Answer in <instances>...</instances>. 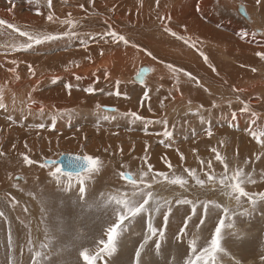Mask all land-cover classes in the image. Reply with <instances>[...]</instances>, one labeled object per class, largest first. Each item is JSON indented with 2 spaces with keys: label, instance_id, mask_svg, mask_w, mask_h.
I'll return each mask as SVG.
<instances>
[{
  "label": "snow or ice",
  "instance_id": "1",
  "mask_svg": "<svg viewBox=\"0 0 264 264\" xmlns=\"http://www.w3.org/2000/svg\"><path fill=\"white\" fill-rule=\"evenodd\" d=\"M29 4L36 6V15H43L40 10L42 7L47 8L46 20L50 23H58L64 30H47L41 28H30L29 26H21L4 19H0V34L4 30H11V34H16L19 39L11 43V45H3L6 49L2 54L5 56L20 53L27 54L33 51L37 46L65 42L70 45L73 41L79 43L81 47L87 51L91 42L99 43L103 41L107 43H123L128 46L130 41L122 34L118 33L111 24L100 33L81 32L78 31L80 22L73 18L71 13L63 19L55 13L53 0H44L41 4L40 0H28ZM219 0H217V3ZM11 12L15 7L13 0H9ZM88 3L94 5L95 0H88ZM159 5V0H156ZM255 5L264 9V0H255ZM79 7L84 9L85 5L80 4ZM238 11L247 12L244 5L241 4ZM162 22L170 21V17H158ZM163 31L175 37L177 40L183 41L188 47L195 49L202 57L205 63H209L207 55L201 51L199 44L202 41L193 39L191 36L181 35L173 31L167 23L162 24ZM186 31V26H184ZM264 37V32L257 31H241L239 38L241 40L256 42L257 46L264 48V41L257 40V36ZM133 47H139L133 44ZM148 56L153 54L147 49H140ZM103 51H101V55ZM255 55L260 61H264V51H257ZM90 59V57H89ZM153 59L155 57L153 56ZM12 67L7 71L17 80L20 78L17 69L20 61L12 59L8 61ZM78 66V65H77ZM2 67V65H0ZM174 78L178 79L180 73L192 80L197 86H202L200 80L191 73L184 71L182 68L174 67L169 63L166 65ZM212 71L216 69L209 64ZM256 72V68L251 69ZM27 71L35 76V70L31 63L27 64ZM151 71L148 68H142L136 73L135 81L141 85H145L144 77ZM104 78L108 79L105 71ZM75 79L79 81L80 76ZM97 83L99 77H97ZM71 90V84L66 85ZM146 87V86H145ZM116 91H109L108 95H121L120 81L115 83ZM159 89H157L158 91ZM85 92L93 94L95 87L84 89ZM149 89L143 93L145 100L150 99ZM208 91L207 88L204 89ZM233 92H239L240 89L233 88ZM29 99L31 96L29 95ZM221 100L223 97L220 98ZM236 100L242 107L241 114H248L249 122L245 131L252 139L264 149V125H257L259 114L252 110L250 101L241 99L239 95ZM35 103V101H32ZM163 103V101H161ZM228 107L231 108L232 101L228 100ZM191 101H189V106ZM98 113H115V108H102L97 105ZM220 104L213 100L211 108L216 109ZM0 109L8 112V105L4 101V89L0 87ZM149 112L152 111L149 107ZM204 112L209 113L206 118ZM31 110L25 112L21 109V119L26 120L31 115ZM43 106L39 109V116H44ZM191 115L199 119L201 125H207L205 128L209 138L212 137L213 131L211 127V110L205 109L204 105H199L194 111L189 107L186 115ZM58 116L66 114L59 113ZM57 115L51 117V127L55 128ZM124 118H131L135 123L140 121L144 124V131L147 133L149 124H159L162 131L156 133L162 136L161 143L165 141L171 142L174 139L175 125L169 128V121L166 118L157 120H148L137 112H124L120 114ZM237 112H231L230 127L238 128ZM100 119L105 121L115 120V115L102 114ZM5 119L12 124L17 121L13 115L8 114ZM256 125V127H253ZM21 126H24L21 124ZM37 129H44L46 125L39 123L34 125ZM193 135H196L195 129H192ZM171 147V143L166 144ZM16 147L15 144L12 145ZM27 149L28 145L25 143ZM214 154L215 162L222 168L217 171L213 166V160L207 161L199 159L200 169L183 167L177 172L171 162L165 157L164 164L168 171L155 170L153 165L148 162L147 154L143 158L144 166L138 168L135 172L120 170L116 173V185L104 191H92L89 180L93 174L98 173L103 167V161L91 154H83L75 157L74 161L69 163V167L75 171L64 172L55 160L44 159L37 161L26 153H20L22 163L26 166L38 164L41 169H48L49 177L56 184L58 189L65 193H73L76 199L73 201L79 204L82 209V216L87 217L92 222V228L85 225L84 228L76 229L70 239H62L67 235L63 223L57 221L53 226H49L46 217V208L44 202L41 203V218L39 223L43 224L42 238L38 234L33 235L31 221L20 220L23 231H14L13 220L9 215L8 209H15L19 205V201L15 197H11L8 193L0 195V264H114V257L118 252L123 251L127 247L126 240L131 239V226L137 224L140 231L135 235L139 237L138 246L133 247V251L127 256L124 264H152L147 259L149 254H154L156 264H226L225 258L230 264H241L224 245L223 241L229 235H236V217L251 218L257 211L259 205H264V191L246 190L247 185H255L257 180L254 179L253 171L245 169L251 163L250 160H244L242 163L237 161L235 165L230 164L226 156L222 155L216 147L210 149ZM5 156V152L0 150V157ZM264 158V151L255 155V160ZM180 159H185L180 154ZM121 169L124 165L120 166ZM11 179V177H9ZM17 180L22 177H16ZM260 179L264 181V170L260 172ZM122 182V183H121ZM75 186V190H74ZM23 191V189H18ZM219 194L221 199H213L211 196ZM33 199L36 197L29 193ZM245 202L247 207H245ZM179 206L185 209V216L182 219V226L173 234V240L176 242L170 251H165L167 246V231L170 225V217L173 215V209ZM243 209V210H241ZM24 212H29L24 207ZM264 217V211L260 212ZM157 217L162 218V225L157 222ZM19 220V217H17ZM191 223V228L189 227ZM41 230L38 228L37 232ZM68 254H72L74 258L70 259ZM260 264H264V249L260 253Z\"/></svg>",
  "mask_w": 264,
  "mask_h": 264
},
{
  "label": "bare ground",
  "instance_id": "2",
  "mask_svg": "<svg viewBox=\"0 0 264 264\" xmlns=\"http://www.w3.org/2000/svg\"><path fill=\"white\" fill-rule=\"evenodd\" d=\"M144 1H145V6L142 7V3ZM144 1L137 2L136 0H95L94 5H91L88 3V0H53V3H54V9L53 10L55 11L56 15H58V17H60L61 19L65 18L68 13H71L73 15L75 14L76 16L85 15V17H88V18L90 17L88 23L87 22H80V25H82V27H79L78 30H81L82 28H83V30L84 29L85 30H87V29L91 30V29H93L94 26H97L100 28V26H102V25L107 28V24L105 23V21H107L108 24H111L112 27L117 32H119V30L122 29V26L126 25L127 23H129L128 24L129 26L134 28V31H135V28H137V27L144 28V29H141V31H144V32H140L139 29H136V30L137 31L139 30L138 33H142L145 36H147L149 39H151L149 41L146 40L147 37H144V39H140V38L132 35V37L130 38L129 34L131 32L134 33V31H133V29H130L128 27H127L126 32L124 30L125 28H123L122 31L124 33H126L125 37L130 42H133L135 45H138L142 49H147L153 55L148 56L144 51H142L140 53V57H137L135 62L132 61V63H126V62H124V59H122V56L118 53H117V57L114 54V52L113 53L108 52L109 54L103 53L99 58H96V59L93 58L94 60H92V61L89 60L90 61V62L88 61L89 63L85 62L88 64L81 65V67L79 69L78 68L75 69V71H76L75 74L77 76H80L81 78H83V80H79V81H77L75 79V77H76L75 75L69 76V77H66L67 75H65L63 77H60L61 72H63V71L68 72L67 69L72 68L73 57H75V56H77V57L81 56L82 57V55L86 54L89 50L91 51L94 49L93 50V52H94L96 50L95 48H98V47H99V49L101 48L102 51H107V50L117 49L118 46L115 48V45H113L111 43L105 44L103 42L100 45L91 46L88 51H84L85 49H83V50H80V49L79 50H75V49L73 50L72 49V50L68 51L67 53L53 55L48 50V48H46V50H44V51L37 50L38 52H37V54H35V56L28 57V56H24V55H19V57H21L25 61L27 60L26 62H28V63H33V67L36 66L40 70V72H35V76L33 78L32 77L28 78V80L21 78L25 74H27V76L29 77L28 74H30V73H28V71L26 70L28 63L25 62L26 64H24L23 62L20 61L19 68L17 69V73H18L20 78L17 80L16 78L13 77V75L11 73H9L7 71V69L9 67H12L11 64H8V61H10L11 59L4 58V61L0 60V65H2V67H0V87H3V89H4V101H5V103L8 106H10L8 103L14 101V104L12 107L17 106L15 109H18L20 107L19 104L17 103V101H18L21 104H24L23 106L25 107L26 111L29 110V106H30L31 112L39 111L40 107L43 106L44 113H49V112H51V110H53L55 108L59 111H61L60 109L69 108V107L64 108V105H56L52 102H49L50 100L57 101L60 103L65 102L68 105L72 100L77 101V102L80 100H81V102H82V100H86V106L91 108V109H94L96 107V104L98 102H101L104 98H101L99 100H95L94 102L93 101L89 102L88 101L89 98L84 97V96H86L85 94H84V96L82 94H78V96H77V95H72L69 92H61L63 94L68 93L71 96L72 100L71 99L66 100V97H57L55 95L56 93H54L53 94L54 97H51L52 96L51 94H49V96L47 97V99L49 101H46V100L40 101V99L36 100V97L33 95H35V94L38 95L39 87H41V86L45 87L47 84H49V82H48L49 80L45 79V76H47V75L49 76V78H60L61 80H59V81H62V80L69 81V82L75 81L76 83L83 82L80 84L84 88H87V85L94 83L93 85L97 88V92L101 93V95H108L109 91L115 92L116 91L115 83H116V81H120V89L119 90L121 91V95L119 97H117L115 95H108L111 97H106V99H104L102 101L104 103H108L110 101H113V102H115L114 104H116L120 108L115 107V106L111 107V105L110 106H102V108L103 107H106L108 109L115 108V109H117L116 112L119 111L118 109H124V111L126 110L125 112L137 111L136 108L138 106V103L136 101L140 100L141 101L140 102L141 108H140L138 113L147 119L146 113H148V111H146L144 108L147 100H145L143 93L146 89H149V84L152 83L149 81H150L152 76H149L150 75V71H149L145 75V78H144L145 85H138L140 83L135 84L134 78L136 75L134 77H133V75L136 73V71L139 69V67H141V69H142V68H148V66H150L152 68L151 69L149 67L151 69V71L153 70L151 75H154L156 73L155 72L156 70L154 68L155 62L157 64H158V62H160V64L167 62L168 64L171 63V64H173L174 67L182 68L184 71H187V72L191 73L193 76L197 77L200 80V84L202 86H197L188 77H184V78H187L188 80H185L184 78L183 79L185 81H189V82L191 81L192 83L195 84V86L197 88L198 87H200L202 89L207 88L208 89L207 95L210 97V98L209 97L208 98L211 100V103L213 100H216L220 104V107H218L216 109H212L211 103H207V102L200 103V102H195V100L191 101L186 94L185 95L183 94L184 92H183L182 88L184 86H182V85L185 83H182L180 85L179 83H176L172 80L171 81H169V80L163 81L164 78L159 77L158 80L156 81V87H157L156 92L152 95L149 94V97L151 96L149 100H153V102L155 103L151 107L152 112L155 113L158 106H160V108H162V110H163V111H161V114L155 113V116H157V117L159 116L158 117L159 119H162V118H166L167 120L174 119L173 122H175L174 125L177 128V130L180 129L179 126H182L181 130H183L185 132H192V129L194 127H197L198 131H205V128L207 127V125H201L199 123V119L197 117L191 116L190 114L186 115V113L189 112V107H191V109L194 111L199 105L203 104L205 109L211 110V116H210L211 127L214 130L213 135L211 137L212 138L211 142L215 145L220 143L222 145L221 149L224 147V151H222V154H224L225 151H228L233 156V158H235L236 156L240 157V156H243L244 150L246 147H248V150L250 152H253L254 148L256 146L251 143L250 138H248V139L246 138L248 133L245 131V128L248 126L249 116H248V114H241L240 113V108L242 107V105H240L239 102L236 100V96L239 95L241 99H244V100L251 102L250 107L252 108V110H254L255 112H257L259 114V119L257 121V125H261V124L264 125V102L262 103V101H261L262 97L261 96L254 94V88H259L260 91L258 93L264 94V83L262 84L261 82H255L256 79L255 80L254 79H244L246 76L250 77L255 73L251 70L252 68H256L257 70H261V69L263 70L264 69V63L262 61H259V63H257L258 62V60L256 59L257 57H254L253 55H250L249 57L247 56L248 53H256L257 51H264V49L262 48L259 50L258 46L256 45V42H255V45H251V44H249V41H246V42L241 41V39L239 38V33L241 32L242 21L233 22L230 19V22H229L228 21L229 19L226 16H225L226 18L225 17L220 18L219 17L220 15H218L215 12V10L220 9L221 11H224L225 13L233 14L237 19V18H239L236 15H238V8L240 6V2L234 3L235 1H238V0H219V2L217 4V2L216 3L214 2V0H203V1H201V3L198 4V1L195 2V0H176L178 2L177 5L180 7L179 8V7L175 6V4H174L175 1L173 2V0H159V6L157 7L158 9L156 10V9H154V7L157 6L156 0H144ZM248 1H250L252 3L251 8L253 9V7L256 6L255 0H248ZM43 3H44V0H43V2H41V4H43ZM75 3H77V4H75ZM214 3L217 4V8L214 7L215 6ZM69 4H71V6H72L70 9H68V6H67ZM80 4L85 5L84 9H81L79 7ZM213 4H214V6H213ZM186 6H189L188 9H190V7H191V8L197 9V10H196V12L192 11V9L190 11L187 9H186L187 11L186 10L183 11ZM114 7H117V8L114 9ZM247 8H245V10ZM35 9H32V8L30 9V8L22 6L18 9V14H16V15H14V12L7 13L4 10L0 9V19L7 20L9 22H12V23H15V24H18L21 26H29L30 28H41V29H47V30L61 29L62 31L64 30V28L61 25H59L58 23L47 22L45 24L43 23V25H42V24L30 22L32 20L31 18H34L36 16L35 15V13H36ZM30 10H31V14H28V12ZM257 11L261 12L259 15L264 16V9L259 8V10H257ZM44 12H46V15H47V9L46 10L44 9V11L42 10V13H44ZM109 12H111V13H109ZM189 12H191V13L189 14ZM193 12H195V13H193ZM249 12H247L248 17H247V19H245L246 22L254 19V25H253V27H251L253 29V31L259 29V30H262L264 32V18L261 16L259 17L258 14H257V16H256V14L252 15L251 11H249ZM250 15L253 16L252 19H251ZM165 16L170 17L171 18L170 21L165 20L162 22L161 20L158 19V17H165ZM83 18H84V16H83ZM108 18H110V20ZM74 19H75V17H74ZM98 20H101L102 23ZM223 20H225V21H223ZM205 22L211 23L212 25H207ZM231 22H233V23H231ZM91 23H92V25H91ZM163 23H167L168 26L173 31H175L181 35L191 36L193 39H197L198 41H202V43L199 44V47H200L201 51H203L204 54L207 55L209 58V63H206L207 69H205V70H208L209 72H201L199 70L200 65L198 68L197 63H196V61H197L196 58H195L196 60H194L195 62H193V61L183 60V57L181 59V58L176 56V55H181V56L185 55L183 52L184 51L189 52L188 47H187V49H184V51H178V49H177L178 43L181 45H186V44L183 41L177 40L175 37L171 36L170 34L165 33L163 31V28H162ZM120 26H121V28H120ZM184 26H186V31H185ZM259 26H261L262 28H260ZM94 28H96V27H94ZM128 29H130V31ZM5 31L8 34L12 35L11 32L9 33L7 30H4L3 33H5ZM258 38L259 37H257V39ZM9 39H10V42H14L15 40H17L19 38H18V36H14L13 38L10 37ZM181 45H179V46H181ZM41 46L46 47L44 45H41ZM121 46H122V44H121ZM126 47H125V49H126ZM239 47L244 48L246 51L239 50ZM120 50L124 51L123 55L131 56V57L134 56L132 52H127L124 49H122L121 47H120ZM135 50H136V48H135ZM162 50L164 52H162ZM190 50L192 52H194V55L196 54L197 57L199 55V57L202 60L201 59H198V60H201V62L203 61V63L205 64L203 57L195 49L190 48ZM235 52H237V53L235 54ZM94 54H95V52H94ZM98 54L99 53L97 52L95 54V57ZM194 55L192 54V56H194ZM153 56L155 57V59H153ZM189 56L192 57L191 55H189ZM189 56H188V58H189ZM243 58H245V59H243ZM0 59H2V58H0ZM117 59H118V63H119L118 68H117V66H118ZM125 60H129L131 62L130 58L125 59ZM152 61L154 62V65L150 64ZM70 62H71V65H68ZM147 62H150V63H147ZM198 64H200V63H198ZM209 64H211L215 67V69H216L215 72L212 71V68L208 67ZM52 67L56 68V70H60V71L49 72L48 70H46V69H50ZM115 67H116V69H115ZM158 67H160V66H158ZM242 67H247L248 70H245ZM141 69H139L138 71H140ZM160 69H161V67H160ZM105 71L106 72L109 71V73L107 72V74H108L107 80L104 78V75H103V74H105ZM126 72H131L132 73V74L130 73L131 77H129ZM164 73H166V72H164ZM262 73H264V72H262ZM111 74H113L112 77H110ZM163 75H160V76H163ZM97 77H99L98 83L96 82ZM68 79H71V80H68ZM194 84H192V85H194ZM253 85H256V86H253ZM101 87H102V89H101ZM241 87H244L242 89H246L249 93L244 94L241 91H239V92H233L232 91L233 88H237V89L242 90ZM162 88H167L169 90L168 94L163 93L161 91ZM157 89H159V90L157 91ZM134 90H136L139 93V95L142 96V98L135 99L133 96ZM193 92H194V94H198L197 91H193ZM61 93H58L59 94L58 96H61ZM29 95L31 96V99H29ZM253 95L255 96V99L251 100L250 97H252ZM221 97H223L222 100L220 99ZM63 100H66V101H63ZM228 100L232 101L231 108L228 107V103H227ZM32 101H35V103H33ZM161 101H163L165 106L163 103H161ZM189 101H191L190 106H189ZM79 104L80 103H75L76 106L77 105L79 106ZM129 104L132 106L127 107V105H129ZM15 109L10 108L11 111H13ZM232 111H235L238 114L237 115V123L239 125L238 128H234V127L229 126V124L231 123V112ZM107 114H114V113H107ZM203 114L205 115L206 118H209L208 112H204ZM176 117H182L183 119L181 118V119L177 120ZM46 118H47V116H46ZM245 120H247V123H245ZM0 121H2V120L0 119ZM62 124H59V126H61ZM89 124H91V123H89ZM184 125H187L188 129H186L184 127ZM0 126H2V125L0 124ZM8 126H10V125H8V124H7V126L4 125V127H8ZM11 126H10V128H11ZM253 127H256V125H253ZM113 128H114V126L112 127V129ZM219 128H221L223 130H219ZM232 129L234 130L235 134L232 131ZM161 130H163V129H161ZM177 130L174 131V133H176ZM30 131L31 132H28L25 129L22 130L19 128H14V129L9 131V136H8L7 132L1 133L2 131L0 130V149L3 150L5 152V155H6V157L3 156V157H0V159L5 160V159L10 158V159L16 161L13 164H8L7 162H3L0 160V184H4L6 178L11 173L16 174V173H18L16 171H19V170L21 171L22 174L26 175L25 178L28 177L30 182H36L39 178H42L44 172L48 171L47 168H45V170L41 169L39 166H36L38 164L32 165V166L24 165L22 163V158L20 156V153H26L30 156V158L37 160V161H43L44 159H48L49 157L48 158H43V157L47 156L48 153L49 154L51 153V149H50L51 144L49 143V141L51 139L56 140V141L62 140L64 145L68 146L69 150H73L77 146L82 147L83 149L85 148L84 143L86 141V137L78 138V139H65V140H63L59 136L55 137V139H54L53 138L54 136L50 137V135L47 132L46 133L44 132L43 134H38L34 130H30ZM92 131L93 130H91V133H93ZM98 135H99V133L98 134L94 133V138H97ZM221 136H222V139H221L222 142L221 141L219 142L218 138H220ZM116 137H121V136H116ZM203 137H208V136H207V134H205ZM234 137L237 140L233 139ZM194 138H195L194 141L198 140L195 143L197 146L201 141H203V138L199 136V132H197V131H196V135H194ZM175 139L176 138H174L173 141ZM232 140L234 142V146L236 147V149L234 148V149L230 150L229 144ZM25 143H27V145H28L27 149L24 147ZM76 143H78V144L76 145ZM13 144L16 145L15 148L12 147ZM152 145L154 146L153 143H152ZM161 145H162V143H161ZM190 146H191V144H190ZM89 147H90L89 148L90 150L94 149V148L96 150L98 149V146L95 145L93 138H91V140H90V146ZM142 148L143 147L141 145H138L136 152L134 154L138 155L139 153H141ZM80 151H81V149H80ZM161 152L162 151H159V153H161ZM101 153H103V152H101ZM226 153H225V155H226ZM66 154H70V153H66ZM71 154H74V153H71ZM126 154H127V152H125L124 155H121V156H124V160L132 161L133 156L131 154L125 156ZM148 154H147V156H148ZM167 156L169 157V159L171 161L174 160L173 162H175V161H176V163L180 162V159H178V158H176V160H175L176 156L173 153H169ZM41 157L43 160L40 159ZM60 157H61V155H60ZM149 157H150L151 161L156 162V167L158 169L162 168V166L159 164L160 163L159 154H157L156 152H153ZM164 157H165V155H164ZM186 157L190 158L188 156H186ZM193 157L196 158L197 160L199 157V159H203L205 161L210 159V156L201 157V155H199V154H194ZM185 161H184V163H185ZM198 162H199V160H198ZM181 165H183V164H181ZM186 166L188 167L187 164H186ZM213 166L216 168L217 171H219V165L217 163H215L214 161H213ZM195 167H197V166L195 165ZM12 168H15V169H12ZM262 168H263V166H262ZM196 169L199 170L200 165ZM104 172H107V171L104 170ZM108 172H110V171H108ZM107 173H106V175H107ZM108 176H110V175H108ZM110 177H108V179ZM14 179H16V177H14ZM22 179H20V180L22 181ZM218 195L219 194H216L214 196H218ZM219 198L221 199V197H219Z\"/></svg>",
  "mask_w": 264,
  "mask_h": 264
},
{
  "label": "rangeland",
  "instance_id": "3",
  "mask_svg": "<svg viewBox=\"0 0 264 264\" xmlns=\"http://www.w3.org/2000/svg\"><path fill=\"white\" fill-rule=\"evenodd\" d=\"M136 1L137 2H141V1H144V0H136ZM196 1H198V4H199L203 0H200V1L199 0H195V2ZM40 2H43V0H40ZM173 2H174L176 7H179L177 5L178 2L176 0H173ZM214 2L216 3L217 0H214ZM236 2H240V5L243 4L245 8L248 7L249 9L247 8L246 11L247 12L251 11L252 15L256 14V16H257V14L259 15L261 13L260 11H257V10H259L260 7L254 6L253 9H252L251 8L252 3L250 1H248V0H246V1L245 0H238V1H235L234 3H236ZM13 3L15 5V7L12 8L11 13L14 12V15L18 14V9L20 7H22V6L30 8V9L31 8L32 9L36 8V6L34 4H29L28 0H13ZM75 4H77V3H75ZM214 4H213V6H214ZM217 4H215L214 7L217 8ZM67 6H68V9H70L72 7L71 4H69ZM144 6H145V1L142 3V7H144ZM158 6L159 5L155 6L154 9L157 10ZM9 7H11V5L9 3V0H0V9H2L5 12L9 13V11H8ZM42 8L40 9L41 11L42 10L44 11V9L45 10L47 9L46 7H42ZM116 8L117 7H114V9H116ZM188 8H189V6H186L183 11H185L186 9L190 11L192 9V11L196 12V10H197V9H194V8H191V7H190V9H188ZM191 12H189V14ZM195 12H193V13H195ZM215 12L218 15H220L219 16L220 18L226 16L229 19L228 20L229 22H230V19L233 22L242 21L241 31H245V30L253 31V29L251 28L254 25V19H252L253 16L250 15L252 20L246 22L245 18L241 14H239V11H238V15H236V16H238L240 19L239 18L236 19V17L233 14L225 13L224 11H221L220 9L215 10ZM109 13H111V12H109ZM28 14H31V10L28 12ZM72 16H74L76 20H78V21L80 20L79 22H87L88 23L89 19H90V17L89 18L85 17V15L76 16L75 14L74 15L72 14ZM83 16H84V18H83ZM260 16L264 18L263 15H259V17ZM31 19L32 20L30 22L37 23V24H42V25H43V23L45 24V23L48 22L46 20V12H44L43 15H41V16H37L36 15L34 18H31ZM108 19L110 20V18H108ZM98 21H100L102 23L101 20H98ZM223 21H225V20H223ZM233 22H231V23H233ZM205 23L207 25H212L211 23H207V22H205ZM128 24L129 23H127L126 25L122 26V29L119 30L118 33H120V34L125 36L126 33H124L122 30H123V28H125L124 30L126 32L127 27L130 28V29H133V31H134V28L129 26ZM91 25H92V23H91ZM94 27H96V28H94ZM94 27L91 30H88V29L85 30L84 29L85 30L84 31L83 28H82L81 29L82 31L81 30H78V31L100 33V32H103L106 29V27L103 26V25L100 26V28L97 27V26H94ZM259 27L262 28L261 26H259ZM120 28H121V26H120ZM130 29H128V30L130 31ZM136 29H139L140 32H144V31H141V29H144V28L137 27V28H135L134 33L131 32L129 34L130 38L132 37V35L136 36V37H138L140 39H144V37H147V36H145L142 33H138L139 30L137 31ZM56 30L57 31H62L61 29H56ZM7 31L9 33L11 32V30H7ZM255 31H257L258 33L263 32L262 30H259V29L255 30ZM14 36H17V35L16 34L10 35L6 31L3 34H0V58H2L0 60L4 61V58L11 59V60L12 59H17L18 61H21L24 64H26V63H28V62H26L27 60L25 61L24 59L19 57V55H24V56H28V57L35 56V54H37V52H38L37 50L44 51V50H46V48H48V50L53 55L67 53L68 51H70L72 49L73 50L74 49L75 50H79V49L83 50L84 49L76 41H73L70 45H66L65 42L61 41V42H56V43L45 44L44 46H46V47L37 46V48L35 50L30 51L27 54L16 53V54L8 55V56L3 55L2 53L4 51H6V49L4 47H2V46L6 45V44L7 45H11L12 42H10L9 38L10 37L13 38ZM257 37H259L257 40L260 39V40L264 41V37H262L260 35H258ZM146 40L149 41L151 39H149L147 37ZM241 41L242 42H246L245 40H241ZM102 43H103V41H100L99 43H97L95 41L91 42L89 47H88V49H87V51L90 49L91 46L100 45ZM111 44L115 45V48L118 46L117 49L103 51V53L109 54L108 52H112V53L114 52L116 57H117V53H118V54H120L122 56V59H124V62H126V63H132V61L135 62L136 58L140 57V53L142 52L140 50L142 48H140V47H138V48L135 47L136 48V50H135V48L132 46L134 44L133 42H130L127 47L123 43H119V44L111 43ZM121 44H122V46H121ZM249 44L255 45V42L254 41L253 42H249ZM179 45H181V44L178 43V46H177L178 51H184V49H187V47H188L186 45H181V46H179ZM120 47L122 49H124L125 51H127V52H132L134 56L131 57V56L123 55L124 51H121ZM125 47H126V49H125ZM95 49H96L94 51L95 54L97 52L99 53L96 57H95V54L93 52L94 49L91 50V51L89 50L86 54L82 55V57L81 56L73 57L72 68L67 69L68 72H64V71L61 72L60 77H63L65 75H67L66 77L74 76V75L77 76L75 74V72H76L75 69L76 68L79 69L81 67V65L87 64L85 62H88L89 60L90 61L94 60L93 58L96 59V58H99L101 56V52L100 51H102V49L101 48L99 49V47L95 48ZM258 49L260 50L262 48L258 47ZM188 50H189V52H187V51L183 52L185 55H182V56L181 55H176V56L181 58V59L183 57V60H188V61H193V62H195L194 60L197 59L198 62L196 61V63H197L198 68H199V65H200L199 70L201 72H209L208 70H205V69H207V67H206L207 65H206V63L204 64L203 61L201 62L202 59L199 57V55H198V57L196 56V54L194 55V52H192L189 47H188ZM239 50L246 51L244 48H241V47H239ZM162 52H164V51L162 50ZM236 53L237 52H235V54ZM192 54L194 56H192ZM189 55H191L192 57H190ZM250 55H253L254 57H257L255 55V53H248L247 56L249 57ZM188 56H189V58H188ZM89 57H90V59H89ZM128 58L131 59V62L129 60H125V59H128ZM198 59H201V60H198ZM243 59H245V58H243ZM256 59L258 60L257 63H259V61H260L259 58L257 57ZM262 62L264 63V61H262ZM117 63H118V59H117ZM147 63H150V62H147ZM198 63H200V64H198ZM31 64L33 65V63H31ZM150 64L154 65V62L152 61ZM167 64H168L167 62L161 63V64H160V62H158V64L155 62L154 68L156 70L155 71L156 73L154 75H150L152 77H151V79L149 81V82H152L151 84H149V90H150L149 94L150 95H152V94H154L156 92V88H157L156 87V81L160 77V78H164L163 81H168V80L171 81L172 80V81H174L176 83H179L180 85L182 83H185V84L182 85V86H184L182 88L183 92H184L183 94L184 95L186 94L191 101L195 100V102H200V103H205V102L211 103V100L209 99L210 97L207 95L208 93L205 92L204 89H202L200 87L197 88L195 86V84L192 83L191 81L190 82L189 81H185V80H188V79L184 78L186 76H184L183 73L179 74V76H178L179 79L174 78L172 73L166 67ZM68 65H71V62ZM158 66H160L161 69ZM118 67H119V63H118L117 68ZM242 68H244L245 70H248L247 67H242ZM115 69H116V67H115ZM139 69H141V67H139ZM34 70H35V72H40V70L36 66H34ZM46 70H48L49 72L60 71V70H56V68H53V67L50 68V69H46ZM107 72L109 73V71H107ZM164 72H166V73H164ZM262 72H264V69L263 70L262 69L261 70H257L252 76H250V77L246 76L244 79H254V80L256 79L255 82H261L263 84L264 83V73H262ZM126 73L128 74L129 77H131V74H132L131 72H126ZM28 75H29V77L27 76V74H25L21 78L25 79V80H28V78H30V77L33 78L34 77L31 74H28ZM112 75L113 74H111L110 77H112ZM160 75H163V76H160ZM45 79L49 80L48 81L49 84H47L45 87H43V86L39 87L38 95L37 94L33 95V96L36 97V100L40 99V101H42V100L49 101L47 99V97L49 96V94L52 95L51 97H54L53 96L54 93H56L55 95L57 97H66V100H70V99L72 100L71 96L68 93H64L63 94L61 92H69L72 95H77V96H78V94H82L83 96L85 94L86 96H84V97L89 98L88 99L89 102L90 101L94 102L95 100H99L101 98L106 99V97H111V96H108V95H101V93L97 92V88L93 85L94 83H91V84L87 85V88L90 87V86L96 88V91L94 92V94L91 95V94H89V93L84 91V89H86V88L82 87L81 84H80V83H83V82L76 83L75 81H70V82L69 81H64V80L59 81V80H61L60 78H49L48 75L45 76ZM68 80H71V79H68ZM80 80H83V78H81ZM68 84H71L73 86L71 88V90H69L66 87V85H68ZM135 84H138V83L135 82ZM192 84H194V85H192ZM253 86H256V85H253ZM242 88H244V87H241V89ZM101 89H102V87H101ZM161 91L163 93H167V94L169 92V90L167 88H162ZM193 91H197L198 94H194ZM259 91H260L259 88H254V94L261 96L262 97L261 101L263 103L264 102V94H261V93L259 94L258 93ZM241 92L244 93V94H248L249 93L246 89H242ZM58 93H61V96H58L59 95ZM133 96H134L135 99L142 98V96H140L139 93L136 90H134ZM250 98H251V100L255 99V96L253 95ZM66 100H63V101H66ZM102 101L98 102V103L96 102L97 103L96 106L97 105H100V106H110L111 105V107H114V106L115 107H119L116 104H114L115 102H113V101H110L108 103H104ZM49 102H52V103H54L56 105H64V108L65 107H69V108H66V109H60L59 108L61 111H59V110H57L55 108L57 111L55 109H53V110H51V112L45 113L43 118H41L39 116V111L31 112L32 114L29 115L26 120H22L21 119V109H23L25 112H27L25 110V107L23 106L24 104H21L20 102L17 101V103L19 104L20 107L18 109H15L17 106L16 107H12L13 104H14V101L8 103L10 106H8V112L7 113H5L4 110L0 109V119L2 120V121H0L1 122L0 124L3 126V127L0 126V130L2 131L1 133L7 132L8 136H9V131L10 130H12L14 128H19V129H22V130L25 129L28 132H31L30 130H34L38 134H43L44 132L45 133L47 132L50 135V137L54 136L53 137L54 139L57 136H59L63 140H65V139H78V138L86 137V141L84 143V147L85 148L83 149L82 147H78L77 146L78 147V148L76 147L77 149L76 148L73 149L75 152L73 150H69L68 146L64 145L62 140L61 141H56V140L51 139L49 141V143L51 144V147H50L51 153L50 154L48 153V155L43 157V158H48L49 157L48 159L56 161L60 157V155L62 156L63 154H66V153H70V154L74 153V155H77V156L78 155H83V154H91V155H94V156H98L103 161V167L100 169V171L98 173L93 174V176L89 180V185L91 186V190L92 191H96V192L104 191V190L110 189L113 186H115L116 183H117V181H116V173L118 171H120V170H127V171L135 172L141 166H144L146 168V165L144 164L143 158L145 157V154H148V153L150 155L153 152H156L157 154H159V159H160V163L159 164L162 166L161 169L160 168L158 169L156 167V162L150 160V157H149L150 155L149 154H148L147 157H148V162L153 165L154 169L155 170H160V171H168L167 166L164 164L163 158H165V157L167 158L168 157L167 155L169 153H173L176 156L175 160H176V158L180 159V154L182 153L184 155L185 159L183 161H181V159H180V162H178V163H176V161L173 162L174 160L171 161L169 159V157L167 158L171 162V164L175 167L176 171L179 172V171L182 170V167H187L186 164L188 165V167L198 168V166L200 164H199L198 160L193 157L194 154H199V155H201V157L210 156V159H212L215 162L214 154L211 151H209V150L211 148H213V147H216L218 149V151L220 150L221 154H222V151H224V147L221 149L222 145L220 143L215 145V144H213L211 142L212 138L203 137L206 134V131H198L197 127H194L193 129H195V131L199 132V136L203 138V141H201L198 144V146L195 144L198 140L194 141L195 138H194L193 133L192 132H185V131L181 130L182 126H179L180 129H178V130L175 127L174 131L177 130V132L174 133V138H176L174 141L173 140L171 142L165 141V143H162V145H161L160 141L163 139V137L156 134V133L162 131L161 130L162 129L161 125H159V124H149L148 125V130H147V133H146L144 131V124L142 122L136 121L135 123H133L131 121L130 117L124 118V117H122L120 115L121 113H124L126 111V110L124 111V109H118L119 110L118 112H116L114 114H108V115H115L117 117L115 120L105 121L103 119H100L99 116L102 115V114H107V113H102V114L101 113H97L98 112L97 111V107H95L96 109L95 108L91 109V108L87 107L86 106V100H82V102H81V100L78 101V102L72 100L69 103V105L66 104L65 102L60 103V102L52 101V100H50ZM136 102L138 103V106L136 108L137 111H130V112H137V113L139 112V110L141 108L140 107V105H141L140 102L141 101L138 100ZM75 103H80V104H79V106L77 105L78 106L77 107L75 105ZM154 104L155 103L153 102V100H149V99L145 103V107L144 108H145L146 111H148V113H146V116H147L148 120H157V119H159L158 118L159 116L158 117L155 116V113L161 114V111H163L162 108H160V106H158L155 113L152 112V111L149 112V110H148L149 107H152ZM131 106L132 105H130V104L127 105V107H131ZM164 106H165V104H164ZM10 108H13L15 110L11 111ZM103 108H106V107H103ZM59 113H64L66 115L58 116L57 114H59ZM8 114H11V115L14 116V118L17 121L16 124H12V123H10L9 121H7L5 119V116L8 115ZM53 115H57V122H56L55 128L51 127V123H52L51 117ZM46 116H47V118H46ZM176 118L178 120V119H181L182 117H176ZM173 120L174 119L168 120L169 121V125H170L169 126L170 129H172V124L173 125L175 124V122H173ZM39 123H44L46 125V128H44V129L35 128L34 125L39 124ZM89 123H91V124H89ZM245 123H247V120H245ZM7 124L10 125V126L12 125L11 128H10V126H8L9 128L8 127H4V125L7 126ZM21 124H23L24 126H21ZM59 124H62V125L59 126ZM112 125L114 126L113 129H112V127H113ZM261 125H263V124H261ZM184 127L186 129H188L187 125H184ZM91 130H93L92 131L93 133H91ZM219 130H223V129L219 128ZM232 131L234 132L233 129H232ZM213 132H214V130H213ZM94 133H97V134L99 133L97 138H94ZM234 134H235V132H234ZM116 136H121V137H116ZM91 138L94 139L95 145L98 146L97 150L95 148L91 149V150L89 149L90 148L89 146H90ZM246 138L247 139L250 138L251 139V143L256 146L254 148L253 152H250L248 150V147H246L245 150H244L243 156H240V157L236 156L235 158H233V156L228 151H225L224 154H222V155L226 156L227 159L229 160L230 164H232V165H235V163L237 161H240L242 163L246 159L250 160L251 163L248 165V167L245 170L251 172L254 169L253 176H254V179L257 180V183L255 185H247L246 186V190H249V191H264V181H262L260 179V172L262 170H264V158H262L261 160H255V155L260 153L261 151H264V149H261L260 146L252 139V137L249 134L247 135ZM218 139H219V142L220 141L222 142V140H221L222 136L220 138H218ZM233 139H236V138L234 137ZM231 142L229 144V149L230 150H232L234 148L236 149V147L234 146L233 140ZM152 143L154 144V146L152 145ZM168 143H171V147H167L166 146V144H168ZM77 144L78 143H76V145ZM190 144H191V146H190ZM138 145H141L143 148L141 150V153H139L138 155H135L134 153L136 152V149H137ZM80 149H81V151H80ZM159 151H162V152L159 153ZM101 152H103V153H101ZM125 152H127V154L125 156H127L129 154H131L133 156V160L132 161L124 160V156H121V155H124ZM225 153H226V155H225ZM164 155H165V157H164ZM186 156H188L190 158H187ZM5 157H6V155H5ZM9 159L10 158L5 159V160L4 159H0V160L3 161V162H7L8 164H13V163L16 162L15 160H12V159L9 160ZM40 159L43 160L42 157ZM184 161H185L186 164L184 163ZM181 164H183V165H181ZM121 165H124L123 169H121V167H120ZM195 165L197 167H195ZM36 166H39V165H36ZM56 166H58V165H56ZM262 166H263V168H262ZM12 169H15V168H12ZM104 170H106L107 172L110 171V172H108L109 174L107 172H104ZM221 170H222V168L219 166V171H221ZM16 172H18V173H16V174L15 173H11L6 178L4 184H0V195L8 193L11 197H15L20 202L19 205L15 209H10V208L8 209L9 215H10V217L13 220V229H14V231H23V226L19 222L20 220H25L26 222L27 221H31L33 235L36 236V235L39 234L41 236V238H42V235H43V233H42L43 224L39 223L41 215H42V213H41V203L42 202H44V207L47 210L46 217H47V223L49 224V226L55 225L57 223V221H60V222L63 223V226L65 228V232L67 233V235L65 237H63L62 239H65V240L70 239L71 235L74 234L76 229L84 228L85 225H87L88 228H92L91 220L89 218H87V217L82 216V209L79 206V204L73 203V201L76 199V196L73 193H65V192L60 191L58 189V187L56 186V184L53 182V180L49 177L48 171L44 172L42 178H39L36 182H30L28 177H26L27 178L26 179L25 178L26 175L22 174L20 170L16 171ZM106 173H107V175H106ZM108 175H110L111 177L108 176ZM17 176L18 177H22L23 178L22 181L14 179V177H17ZM9 177H11V179ZM108 177H110V178L108 179ZM18 189H23V191H20ZM74 190H75V186H74ZM29 193H32L36 197V200L33 199L32 196L29 195ZM216 197L219 198L220 196L219 195L218 196H214V197L211 196V198H213V199L214 198L217 199ZM221 200H223L222 197H221ZM24 207H27L29 209V212H27V213L24 212L23 211ZM245 207H247L246 202H245ZM241 210H243V209H241ZM262 211H264V205H259L258 206V211L251 218H248V217H236L235 218L236 219V229L230 230V231H235L236 235H229L223 241L224 245L227 247L229 252H231L237 259H239L241 261V264H260V253H261V250L264 249V217H262L260 215V212H262ZM184 216H185V209L184 208L176 206L173 209V215L170 217V225H169V228H168V231H167L168 240H167V246L165 248V251H170L171 247L173 246V244L176 243L173 240V234H175L177 232L179 226H182V219L184 218ZM17 217H19V220L17 219ZM157 222L162 225V218L157 217ZM189 227L191 228V223H190ZM38 228L41 230L39 233L37 232ZM138 231H140L139 226L137 224H133L131 226V239L130 240H126L127 247H125L123 249V251L118 252L116 254V256L113 258L114 259V264H124V261L127 259L128 254L133 251V247L134 246H138L137 245V241L139 240V237L137 235H135V233L138 232ZM68 255H69L70 259L74 258V256H72V254H68ZM147 259L151 260L152 264H156V258L154 256V254H149ZM225 260H226V264H230V262L227 261V258H225Z\"/></svg>",
  "mask_w": 264,
  "mask_h": 264
},
{
  "label": "water",
  "instance_id": "4",
  "mask_svg": "<svg viewBox=\"0 0 264 264\" xmlns=\"http://www.w3.org/2000/svg\"><path fill=\"white\" fill-rule=\"evenodd\" d=\"M239 13L245 18L247 19L248 15H245L244 12L239 11ZM145 78V77H144ZM135 81V79H134ZM137 83H139L138 81H135ZM77 155L74 154H64L62 155L56 162L59 165V167L64 171V172H69V171H75L74 169L69 167V163L71 161H74L75 157Z\"/></svg>",
  "mask_w": 264,
  "mask_h": 264
},
{
  "label": "flooded vegetation",
  "instance_id": "5",
  "mask_svg": "<svg viewBox=\"0 0 264 264\" xmlns=\"http://www.w3.org/2000/svg\"><path fill=\"white\" fill-rule=\"evenodd\" d=\"M91 61H92V60H91ZM87 64H88V63H87ZM147 66H148V65H147ZM149 67H150V66H148V68H149ZM150 68H151V67H150ZM150 68H149V69H150ZM151 69H152V68H151ZM152 72H153V70L150 71V75L152 74ZM150 75H149V76H150ZM147 78H148V77H147ZM17 177H18V176H17Z\"/></svg>",
  "mask_w": 264,
  "mask_h": 264
},
{
  "label": "crops",
  "instance_id": "6",
  "mask_svg": "<svg viewBox=\"0 0 264 264\" xmlns=\"http://www.w3.org/2000/svg\"><path fill=\"white\" fill-rule=\"evenodd\" d=\"M137 71H138V70H137ZM137 71H136V73H137ZM136 73H135V74H136ZM135 74L133 75V77L135 76ZM138 85H140V84H138ZM53 88H54V87H53Z\"/></svg>",
  "mask_w": 264,
  "mask_h": 264
}]
</instances>
